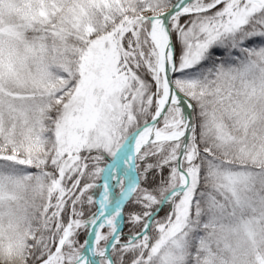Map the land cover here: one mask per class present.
Instances as JSON below:
<instances>
[{
  "label": "snow or ice",
  "instance_id": "6c2138e0",
  "mask_svg": "<svg viewBox=\"0 0 264 264\" xmlns=\"http://www.w3.org/2000/svg\"><path fill=\"white\" fill-rule=\"evenodd\" d=\"M0 264H264V0H0Z\"/></svg>",
  "mask_w": 264,
  "mask_h": 264
}]
</instances>
